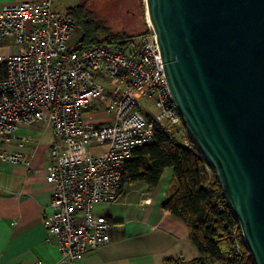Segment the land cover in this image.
Returning <instances> with one entry per match:
<instances>
[{
	"label": "built area",
	"instance_id": "2783aa9c",
	"mask_svg": "<svg viewBox=\"0 0 264 264\" xmlns=\"http://www.w3.org/2000/svg\"><path fill=\"white\" fill-rule=\"evenodd\" d=\"M76 26L52 0L0 8V139L10 141L22 125L43 122L52 129L44 225L67 264L109 243L112 222L93 207L117 200L135 148L151 144L158 131L196 148L174 106L152 27L125 44L82 48L71 42ZM106 98L103 112L112 110L111 120H87ZM0 159L29 164L7 151Z\"/></svg>",
	"mask_w": 264,
	"mask_h": 264
},
{
	"label": "water",
	"instance_id": "95a60500",
	"mask_svg": "<svg viewBox=\"0 0 264 264\" xmlns=\"http://www.w3.org/2000/svg\"><path fill=\"white\" fill-rule=\"evenodd\" d=\"M175 108L264 264V0H144Z\"/></svg>",
	"mask_w": 264,
	"mask_h": 264
},
{
	"label": "crops",
	"instance_id": "0c3cea01",
	"mask_svg": "<svg viewBox=\"0 0 264 264\" xmlns=\"http://www.w3.org/2000/svg\"><path fill=\"white\" fill-rule=\"evenodd\" d=\"M20 1L24 0H0V8ZM94 114L88 112L85 118L105 121ZM52 139V129L43 122L20 126L10 141L0 139V152L18 153L29 160L26 166L0 159V264L37 260L67 264L61 262L57 241L44 225L51 202L45 169L51 162ZM91 149L103 151L98 146ZM171 175L172 169L165 168L153 188L143 183L126 185L114 203L94 209L111 220L110 241L74 264H162L166 259L188 262L198 258L184 222L161 208Z\"/></svg>",
	"mask_w": 264,
	"mask_h": 264
},
{
	"label": "trees",
	"instance_id": "16d2710c",
	"mask_svg": "<svg viewBox=\"0 0 264 264\" xmlns=\"http://www.w3.org/2000/svg\"><path fill=\"white\" fill-rule=\"evenodd\" d=\"M65 12L76 21L82 48L101 42L125 44L133 38L113 33L103 19L88 9L87 0ZM207 165L195 147L187 148L158 131L151 144L132 151V158L125 164L117 199L124 186L132 183L155 187L164 169L171 168L169 188L161 208L184 222L199 257L188 262L181 258L166 259L162 264H254L214 171Z\"/></svg>",
	"mask_w": 264,
	"mask_h": 264
},
{
	"label": "rangeland",
	"instance_id": "374dc122",
	"mask_svg": "<svg viewBox=\"0 0 264 264\" xmlns=\"http://www.w3.org/2000/svg\"><path fill=\"white\" fill-rule=\"evenodd\" d=\"M83 0H52L55 9L64 12L70 7L78 5ZM88 9L103 19L113 33L136 38L148 31L144 0H87ZM78 29L71 36V42L78 41ZM98 103L89 112L95 113L93 117L110 121L112 110L103 112L104 103ZM215 174V172H213ZM212 173L210 174V178ZM216 176V174H215ZM108 205V204H105ZM101 210L102 206H94L93 210Z\"/></svg>",
	"mask_w": 264,
	"mask_h": 264
},
{
	"label": "bare ground",
	"instance_id": "6f19581e",
	"mask_svg": "<svg viewBox=\"0 0 264 264\" xmlns=\"http://www.w3.org/2000/svg\"><path fill=\"white\" fill-rule=\"evenodd\" d=\"M146 22H147V25H148L149 27H151V26H150V23H149V21H148L147 13H146Z\"/></svg>",
	"mask_w": 264,
	"mask_h": 264
}]
</instances>
